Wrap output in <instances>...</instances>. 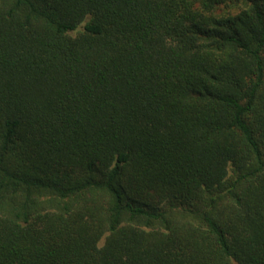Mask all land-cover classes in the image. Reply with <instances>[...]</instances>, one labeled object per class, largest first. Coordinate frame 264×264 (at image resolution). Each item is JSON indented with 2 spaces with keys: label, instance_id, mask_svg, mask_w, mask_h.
I'll list each match as a JSON object with an SVG mask.
<instances>
[{
  "label": "trees",
  "instance_id": "16d2710c",
  "mask_svg": "<svg viewBox=\"0 0 264 264\" xmlns=\"http://www.w3.org/2000/svg\"><path fill=\"white\" fill-rule=\"evenodd\" d=\"M264 264V0H0V264Z\"/></svg>",
  "mask_w": 264,
  "mask_h": 264
},
{
  "label": "rangeland",
  "instance_id": "374dc122",
  "mask_svg": "<svg viewBox=\"0 0 264 264\" xmlns=\"http://www.w3.org/2000/svg\"><path fill=\"white\" fill-rule=\"evenodd\" d=\"M233 264H236V263H233Z\"/></svg>",
  "mask_w": 264,
  "mask_h": 264
}]
</instances>
